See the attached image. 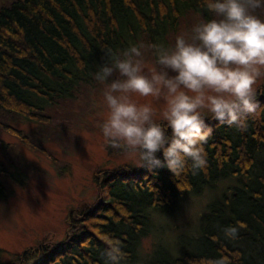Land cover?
<instances>
[{"label":"trees","instance_id":"obj_1","mask_svg":"<svg viewBox=\"0 0 264 264\" xmlns=\"http://www.w3.org/2000/svg\"><path fill=\"white\" fill-rule=\"evenodd\" d=\"M256 14L263 19L264 9ZM189 15L203 22L214 18L204 0H3L0 124L7 125L3 120L10 116L48 122L60 102L81 96L97 81L103 50L168 48ZM259 94L260 108L243 131L203 115L213 129L203 145V170L194 174L189 163L177 175L143 166L104 174L98 184L104 194L88 209L76 210L66 238L35 246L24 264H105L109 238L119 241L122 264L220 259L264 264V96ZM8 168L0 163V199L7 194L4 178L23 173ZM200 196L204 203L188 216L187 205ZM229 226L239 227L236 239L225 237Z\"/></svg>","mask_w":264,"mask_h":264},{"label":"clouds","instance_id":"obj_2","mask_svg":"<svg viewBox=\"0 0 264 264\" xmlns=\"http://www.w3.org/2000/svg\"><path fill=\"white\" fill-rule=\"evenodd\" d=\"M204 7L214 18L195 26L190 39L178 35L174 47L150 46L158 68L145 70L144 45L102 51L95 79L107 85L108 114L101 131L112 148L137 156L148 171L166 168L177 175L190 163L195 174L206 167L203 145L213 129L203 110L243 131L260 108L254 86L264 76V19L256 13L264 0H204ZM133 94L163 99L166 126L154 121L150 105L134 102ZM223 231L236 239L239 227ZM105 243V264H122L119 241Z\"/></svg>","mask_w":264,"mask_h":264},{"label":"rangeland","instance_id":"obj_3","mask_svg":"<svg viewBox=\"0 0 264 264\" xmlns=\"http://www.w3.org/2000/svg\"><path fill=\"white\" fill-rule=\"evenodd\" d=\"M202 22L192 15L184 18L168 48L174 47L178 35L190 39L194 27ZM141 51L146 71L159 67L151 47L144 45ZM106 87L94 81L81 96L60 102L46 123L10 116L3 120L7 125L0 124V163L10 167L9 172L14 173V167L23 172L21 177L4 178L7 194L0 199V261L24 264L37 251L35 246L64 240L76 210L88 209L104 194L98 187L104 174L142 166L137 156L112 148L103 136L101 125L108 114L103 95ZM254 87L263 97L264 76ZM131 99L150 105L154 121L166 126L163 99L135 94ZM204 114L211 120V113L203 110ZM203 203V196L193 198L187 215H193ZM27 250L28 259L22 256Z\"/></svg>","mask_w":264,"mask_h":264}]
</instances>
